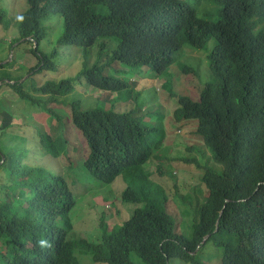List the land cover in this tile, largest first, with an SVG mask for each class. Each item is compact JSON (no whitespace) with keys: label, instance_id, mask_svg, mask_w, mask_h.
<instances>
[{"label":"trees","instance_id":"16d2710c","mask_svg":"<svg viewBox=\"0 0 264 264\" xmlns=\"http://www.w3.org/2000/svg\"><path fill=\"white\" fill-rule=\"evenodd\" d=\"M204 1L218 6L215 21L199 17L195 8L179 0H27L20 15L24 20L18 22L19 37L30 43L38 60L36 70L54 69L40 50L45 38L42 24H49L52 16L62 18L60 40L66 47L89 54L99 41L116 42L108 63L84 64L78 73L81 86L104 94L128 88L124 78L106 73L113 64L145 68L152 80L170 68L184 45L200 50L214 39L208 58L212 82L202 87L197 100L180 96L172 113L177 123L196 122L194 134L211 150L214 167L199 174L207 190L205 202L186 238L167 213L166 198L143 170L163 145L168 112L155 111V121L161 124L153 127L132 110L105 109L97 103L84 108L73 101L68 106L71 125L85 144L81 169L100 186L121 178L126 188L120 201L141 208L112 230L101 221L96 243L70 240L76 202L67 183L70 178L61 173L58 162L65 157L74 168L70 155L76 157L80 149L59 131L49 133L36 126L37 157L30 149H19L18 164L11 163L12 153L7 163L0 151V264H79L77 251L94 264H134L132 256L143 264H204L199 254L209 244L220 264H264V0H196L197 6ZM5 20L0 10V25ZM105 42L110 41L99 45L101 51ZM177 69L185 76L193 74L184 64ZM75 81L35 86L36 99L21 83L8 87L52 119L55 114L49 107L71 94ZM169 85L170 81L163 85L165 91ZM10 121L6 118L2 125L16 134ZM51 159L57 163L55 172ZM42 238L50 248L39 247Z\"/></svg>","mask_w":264,"mask_h":264},{"label":"rangeland","instance_id":"374dc122","mask_svg":"<svg viewBox=\"0 0 264 264\" xmlns=\"http://www.w3.org/2000/svg\"><path fill=\"white\" fill-rule=\"evenodd\" d=\"M179 1L195 8L201 18L210 21L218 18V6L210 1L202 2L200 6H197L196 0ZM26 9L27 0H0V10L6 18L0 25V66H3L0 68V85H2L0 89V151L5 154L7 163L10 162L8 154L12 153L11 163L18 164L19 149H30V154L37 157L36 126L42 127L49 133L59 131L65 140H69L73 146L79 148L80 153L76 157L70 155L74 168L70 160L66 162L65 157L58 162L61 173L70 178L67 183L76 202V207L70 215L73 228L70 240L96 243L101 235V230L98 228L101 221L106 224L108 230H112L120 226L126 218L128 219L137 208H141V205L123 204L120 201V195L126 188L121 178L110 185L100 186L99 182L81 169L80 160H83L86 155L85 144L79 133L72 128L71 112L68 106L73 101H77L84 108H90L93 105L91 103H97L96 107L105 109L113 107L122 112L132 110L135 115L144 117L143 121L146 125L153 127L161 124L155 121L154 116H156L155 111L162 109L168 112L162 125L165 133L163 145L156 152L155 158L152 157L143 166V170L149 177V181L166 198V211L177 223L176 230L189 238L191 226L196 223L198 208L205 202L204 196L207 191L204 183L199 179V174L202 175V169L205 167H214V163L211 150L204 146L202 140L194 134L196 122L177 123L172 118V113L180 96L197 100L202 87L212 82L208 58L215 47L214 39L210 38L205 47L200 50L184 45L174 54V61L170 68L163 75L152 80L145 68H128L115 63L107 68L106 73L117 78H124L128 88L119 93L104 94L93 88L81 86L78 73L84 64L92 67L108 63L112 51L116 48V42L109 39L99 41L89 54H84L72 46L66 47L60 40L63 33L62 18L52 16L51 22L47 23L50 28L53 27L51 33L47 24L44 25L46 21L41 23L45 38L40 44V50L48 57L54 69L53 71L36 70L38 60L31 53L30 43L20 40L19 23L16 19ZM205 9L209 12L203 14ZM103 41L110 42H105L104 45L108 48L105 47L101 51L99 45ZM180 64L193 69V74L185 76L180 73L177 69ZM115 69L124 70L121 72ZM62 80H76V84L71 94L57 98V102H53L55 103L53 108L49 107L55 114L52 119L41 113L38 107L32 106V103L21 101L8 87V84L21 83L23 91L36 99L39 95L34 91L35 86L40 87L46 82ZM168 81L170 85L165 91L163 85ZM135 98L137 103L134 101ZM84 102L91 105L85 106ZM141 111L145 114L140 115ZM6 118L11 120L10 124L16 134H12L7 129V124L2 125ZM40 162L44 165L48 163L45 159ZM52 162L51 169L55 172L57 163L54 160ZM76 176H79V179ZM215 252L216 250L209 244L202 249L199 257L204 264H220V259L215 256ZM75 257L79 264H94L89 257L79 255L78 251L75 252ZM131 260L134 264H143L135 256H132ZM169 264L185 263L170 260Z\"/></svg>","mask_w":264,"mask_h":264},{"label":"clouds","instance_id":"9594fccd","mask_svg":"<svg viewBox=\"0 0 264 264\" xmlns=\"http://www.w3.org/2000/svg\"><path fill=\"white\" fill-rule=\"evenodd\" d=\"M16 19H17L18 22L22 23L23 20H24V17L23 16H18ZM26 40L30 41V39H26ZM38 245L42 249L51 247V243L47 239H43V238L38 241Z\"/></svg>","mask_w":264,"mask_h":264},{"label":"water","instance_id":"95a60500","mask_svg":"<svg viewBox=\"0 0 264 264\" xmlns=\"http://www.w3.org/2000/svg\"><path fill=\"white\" fill-rule=\"evenodd\" d=\"M207 239H208V236H206V237L203 239L202 243H204V241L207 240Z\"/></svg>","mask_w":264,"mask_h":264}]
</instances>
